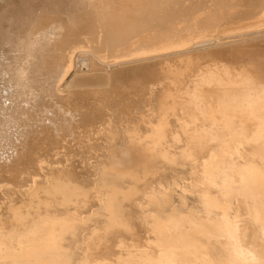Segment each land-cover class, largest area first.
Wrapping results in <instances>:
<instances>
[{"label": "bare ground", "instance_id": "6f19581e", "mask_svg": "<svg viewBox=\"0 0 264 264\" xmlns=\"http://www.w3.org/2000/svg\"><path fill=\"white\" fill-rule=\"evenodd\" d=\"M0 264H264V0H0Z\"/></svg>", "mask_w": 264, "mask_h": 264}, {"label": "rangeland", "instance_id": "374dc122", "mask_svg": "<svg viewBox=\"0 0 264 264\" xmlns=\"http://www.w3.org/2000/svg\"><path fill=\"white\" fill-rule=\"evenodd\" d=\"M80 163H81V162H80ZM84 165H85L84 162L81 163L80 166H79V168H78V170H79V171H82V167H83ZM174 193H175V192H174Z\"/></svg>", "mask_w": 264, "mask_h": 264}]
</instances>
